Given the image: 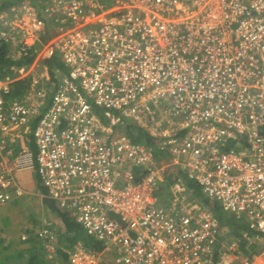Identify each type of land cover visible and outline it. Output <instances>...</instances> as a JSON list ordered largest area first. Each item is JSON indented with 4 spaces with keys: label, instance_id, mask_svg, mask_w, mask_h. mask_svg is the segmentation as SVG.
I'll list each match as a JSON object with an SVG mask.
<instances>
[{
    "label": "built area",
    "instance_id": "obj_1",
    "mask_svg": "<svg viewBox=\"0 0 264 264\" xmlns=\"http://www.w3.org/2000/svg\"><path fill=\"white\" fill-rule=\"evenodd\" d=\"M5 2L0 48L33 59L0 76V208L26 195L16 173L30 170L105 244L68 264H233L188 183L264 233V0ZM17 82L29 85L14 95ZM126 120L170 158L133 142ZM246 248L241 264H261Z\"/></svg>",
    "mask_w": 264,
    "mask_h": 264
},
{
    "label": "trees",
    "instance_id": "obj_2",
    "mask_svg": "<svg viewBox=\"0 0 264 264\" xmlns=\"http://www.w3.org/2000/svg\"><path fill=\"white\" fill-rule=\"evenodd\" d=\"M17 1L19 0H6V2L4 3L1 9L6 10ZM45 28L47 29V31H45V34L42 38V42L44 43L48 40V38L51 35L50 30H54L56 29V27L54 23L46 21ZM32 59H33V55L31 54L17 59H12L8 55L7 46L3 45L0 48V76L5 75L9 71L12 65H18V66L27 65L32 61ZM44 62H45L44 64L48 67L49 70H52L55 67H61V63L59 61L58 56L52 57L50 59H46ZM28 85L29 84H27V82H17L14 85V89H13L14 95L16 92L23 93L27 89ZM54 90H55V83L50 78L48 84V91L53 92ZM123 129H124V133H126L133 140V142L137 144H146L152 147L154 151L155 159L157 161H161L163 159L167 160L170 158L168 153L164 151H160L157 148V146L154 143V138L137 123L131 120H126ZM188 184L193 188L194 194L201 199V202L209 206V208L213 211L215 216L219 219L222 227L225 226V222H224L225 220L227 223L229 222V225H227L228 230H230L233 234L241 235L242 233L247 231V225L242 223L241 221L240 222L244 225H241L239 221H236L234 219L226 218L224 215L221 216L218 211L219 206L217 203H215L216 201H212L206 198L202 193L199 185H197L194 182H189ZM45 201L47 203L49 209L48 212L50 216L54 218L57 217L60 218V220L64 224V229H62L64 231L62 232V239L60 238V243L58 248V254L62 260L64 261L68 260L72 250L80 245L98 252L104 250L105 244L101 241L96 240L93 237L88 236L84 231V229L82 228V226L68 212L59 209L51 199L47 198L45 199ZM247 233L252 236H257L264 243V233H259V232L255 233L254 231H251V233L247 231ZM244 240L245 241H243L242 244L243 253L249 254V250L246 248L247 246L246 244L248 243L246 237L244 238ZM245 242L247 243L244 245ZM258 246L260 245H257L255 243L251 244V250L256 254L259 253V251H261V249L260 250L258 249L259 248ZM24 264H48V261L46 259L45 253L42 250V248L38 250L37 248L33 247L30 250H28L27 262Z\"/></svg>",
    "mask_w": 264,
    "mask_h": 264
},
{
    "label": "rangeland",
    "instance_id": "obj_3",
    "mask_svg": "<svg viewBox=\"0 0 264 264\" xmlns=\"http://www.w3.org/2000/svg\"><path fill=\"white\" fill-rule=\"evenodd\" d=\"M16 180L26 191V195L23 197V199L28 198V201H29V204L27 203L26 207L22 208V210L32 211L31 213H29L28 224L26 223V218L23 215H22L23 217H21V219H22L23 223L25 221V223L27 224V227H28L27 230L32 231V230L37 229L41 226L42 218H46V216H48L49 209L46 206H44V203H43V200L47 199V197L45 196L43 198V200L41 197V194H46V189L41 185L39 177L33 171H30V170L17 172L16 173ZM27 190L29 192H32V193H28ZM53 202L57 206L55 201H53ZM215 203H217L219 206L218 211H219L221 216L224 215L226 218H230V219H234L236 221H239V223L241 225L246 224L245 221L240 220V216L236 215L235 213H233L231 211L224 210L223 207L218 202H215ZM12 204H16V203L12 202ZM47 219H48V217H47ZM59 221H60L59 222L60 224L55 223L54 226L57 229L62 230L59 226V225H62V221L61 220H59ZM240 221L244 224H242ZM224 222H225V226L224 227L221 226L222 227L221 244L223 246V250L226 253V256L233 262V264H241V260H243L246 256V254L243 253V250H242L243 249L242 244H243V241H245L244 240L245 237H246L248 243L245 242L244 245L247 243L246 245L249 249H251L252 243L260 245V246H258L259 247L258 249L259 250L261 249V251H259V253H257V255H258L257 256V262L264 264V245H263L264 243L261 241V239L255 238L252 240L253 242H251V240L249 239L251 237V235L247 233L248 229L246 232L242 233L241 235L233 234L230 230H228L227 225H229V222L227 223L225 220H224ZM38 225H39V227H38ZM245 228H246V225H245ZM57 229H56V236H57V240H58L60 231L57 233ZM254 232L258 233L256 231H254ZM40 240H41V242L39 243L37 249H41L44 247L42 244L43 240L41 239V237H37V242H39ZM43 243L46 245L45 241ZM23 244L24 243H21V244L16 243V244H13L12 246H9L8 249H6L3 252V255L11 253L12 250L16 249V248L22 249L24 251L23 254H26V252L23 248L24 247ZM54 247H55V244L51 243L49 248H50V250H52ZM49 248L46 251L45 256H46V258L47 257L51 258V255H52L54 258V255H53L54 253H52L49 250ZM48 251H50V252H48ZM49 254H51V255L49 256ZM108 255H109L108 258L111 260V258L113 256L111 254H107V256ZM109 259H106V260L109 261ZM50 264H56V263L51 262Z\"/></svg>",
    "mask_w": 264,
    "mask_h": 264
},
{
    "label": "crops",
    "instance_id": "obj_4",
    "mask_svg": "<svg viewBox=\"0 0 264 264\" xmlns=\"http://www.w3.org/2000/svg\"><path fill=\"white\" fill-rule=\"evenodd\" d=\"M27 192L32 193V192H29L28 190ZM44 195L45 194H41L42 200L45 197ZM23 197L16 198L12 201L13 203H16V204H12L11 202L0 208V264H24L26 263L27 258H28V250H30L33 247L38 248V245L41 242V240L37 242V237H41L43 242L45 241L46 243L45 245L42 242L44 246L42 250L44 251V253H46L51 243L55 244V247L52 250H50L49 248V250L52 253H54L53 254L54 258L51 254H49V256L51 255V258L49 257L46 258L48 261V264H50L51 262H55L56 264H68L69 258L76 248L72 250L68 260L64 261L60 258L58 254V248H59L60 238L62 239V232L64 230L57 229V233L60 231L58 240H57V236H55L54 239L49 240L45 236L41 235V230L44 227L45 218H42L41 226L39 227L38 225L39 228L34 229L32 231L27 230L29 213H31L32 211L22 210V208L26 207L27 203L29 204L28 198L23 199ZM43 203H44V206L48 208L45 200H43ZM22 215L26 218L27 224L25 223V221L24 223L22 222V219H21V217H23ZM47 217L48 219L53 220L56 224H60L59 223L60 218L51 217L49 213H48V216H46V218ZM59 226L61 229H64L63 222H62V225H59ZM16 243H20V244L24 243L23 248L26 254H23L24 251L22 249L16 248V249H13L11 253L3 255V252L6 249H8L9 246H12L13 244H16ZM108 257L109 255L107 256V259H109ZM106 264H111V263L110 261H108L106 262Z\"/></svg>",
    "mask_w": 264,
    "mask_h": 264
}]
</instances>
